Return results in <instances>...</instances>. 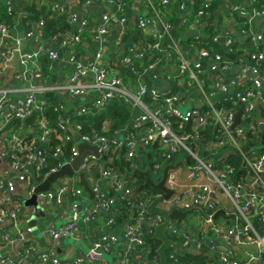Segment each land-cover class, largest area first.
Masks as SVG:
<instances>
[{"label": "built area", "instance_id": "obj_1", "mask_svg": "<svg viewBox=\"0 0 264 264\" xmlns=\"http://www.w3.org/2000/svg\"><path fill=\"white\" fill-rule=\"evenodd\" d=\"M3 1L12 21H0V64L12 76L6 80L0 67V264H28L30 257L33 264H91L104 252L114 253L111 264H159L146 235L164 216L148 205L164 191L148 183L136 192L145 180L138 183L132 171L108 159L111 149L131 159L148 145H154L158 159L139 170L148 169L152 182L161 179L166 165L176 164L167 168L163 181L171 193L157 206L174 205L172 211L189 215L169 213L165 233L176 244L167 250L169 259L175 263L178 254L206 243L208 264H264V234L255 223H264V151L256 144L245 148L251 133L264 130L259 120L264 112L257 110L258 101L264 105V22L254 25L264 19V0H239L227 10H221L225 0H140L135 14L129 13L133 0H77L84 13L94 2L104 7L92 20L79 16L73 0ZM40 1L64 14L69 27L47 37L44 16L33 20V12L25 9ZM243 44L248 61L240 64ZM63 56L69 69L64 80H56ZM64 94L76 101L68 102ZM115 102L128 117L112 127ZM106 112L96 125L95 118ZM80 141L97 145L99 155L87 154L71 176L56 178L37 194V203L61 209L59 223L43 230L48 248L38 249L34 227H18L35 206H7L15 179H30V196L43 178L78 153ZM178 150L183 153L173 158ZM81 174L93 197L84 190ZM101 179L109 182L112 195ZM122 207L125 216L118 221ZM100 213L104 220L88 251L60 257L61 241L77 238L81 223ZM14 239L21 242L16 257L4 249ZM251 243L256 246L247 249Z\"/></svg>", "mask_w": 264, "mask_h": 264}, {"label": "trees", "instance_id": "obj_2", "mask_svg": "<svg viewBox=\"0 0 264 264\" xmlns=\"http://www.w3.org/2000/svg\"><path fill=\"white\" fill-rule=\"evenodd\" d=\"M157 2V0H154ZM263 0H259L257 3H261ZM6 5L3 0H0V21L4 20L6 22L11 23L12 21V14H9L6 11ZM26 10H29L33 12V15L31 18L33 20H37L38 17L42 14L45 18V30L47 37L53 36L58 31L65 30L69 27V23L66 20V16L64 14H55L51 9L47 7V5L43 2L40 1L39 4L36 2H31L30 3V8ZM26 19V17H24ZM170 19L174 20V17H171ZM228 58H232L234 56L233 52H226L224 53ZM49 98L52 97L51 93L47 95ZM118 104L117 102L114 103L113 106V121L111 123L112 127L119 126L121 123L125 122L126 118L128 117V113L125 111V109L120 110L118 109ZM261 111L264 112V105H261ZM107 114L106 113H101L98 117L95 118V124L99 125L101 118ZM116 114V115H115ZM52 115V114H51ZM109 115V114H108ZM106 116V115H105ZM261 125V124H259ZM262 126V125H261ZM35 131H31V134L34 133ZM36 133V132H35ZM253 136V140H249L248 144L245 145V148L248 149L250 145H258V149L261 151H264V130H258L254 133L250 134ZM154 145H148L147 148H144L143 150H140V153L138 156H134L131 159H127L124 157V152L123 150H114L111 149L109 153L108 159H111L112 165L117 167L118 169H124L128 171H132L134 173V177H136V181L139 183L143 180H145V175L139 170L140 167L142 168H147L151 167V164L154 160L158 159V156L156 154V150L153 151ZM182 150H178L174 155L173 158H176V156L182 154ZM232 156V162L235 165L240 164V160L231 154ZM50 159H54V157H50ZM141 159V160H140ZM150 170V169H149ZM241 172V171H240ZM239 172V173H240ZM239 173H236L239 175ZM152 178L153 174L151 172ZM157 173H154V176L157 177ZM17 181H20L22 183V189L27 190V193L29 192V189L31 187V182L30 179H24V180H16L15 179V184ZM147 188L151 191L154 189L150 186H147ZM20 191L17 190V184L15 187L14 192L11 195L10 201L7 203V206L9 207H14L20 202L13 204V202L19 198ZM118 211V210H117ZM125 212V208L122 207L119 209L118 214L121 213L120 215H117V220H121ZM188 213L184 212V210H174L171 213L172 218H184L187 216ZM256 226L259 230V232L264 234V223H261L259 221H255ZM147 241L150 243V254L155 255L156 254V248L160 244V240L153 236L152 233L146 235ZM208 245L206 243H202L201 249L198 251H186L184 253L178 254V259L175 261V264H208V262L211 261L209 258L208 254Z\"/></svg>", "mask_w": 264, "mask_h": 264}, {"label": "crops", "instance_id": "obj_3", "mask_svg": "<svg viewBox=\"0 0 264 264\" xmlns=\"http://www.w3.org/2000/svg\"><path fill=\"white\" fill-rule=\"evenodd\" d=\"M17 3L19 0H15ZM70 1V0H69ZM239 0H225L221 10H227L229 7H231L233 4L238 3ZM72 3L76 5L78 3L77 0H73ZM80 17H88L89 19H94L97 17L99 13L103 11V6L100 5L97 2L92 3L89 8L87 9V12H83V9L79 7V5L73 6ZM140 7V0H133L131 1V6L129 7V13L135 14ZM258 20V19H257ZM261 20V19H259ZM263 22L257 23L256 21L254 22L255 27L259 28ZM19 36L22 37V41H25L24 38V33L22 30L18 31ZM137 34V33H135ZM246 44V43H245ZM243 44L240 47L241 53H240V59L238 62L240 64H244L248 61V50L247 46ZM56 46V45H54ZM87 49H92V46H90ZM263 50H264V44H263ZM90 53V52H87ZM0 67L3 68V65L0 64ZM69 69L68 63L65 60L64 56L62 59L57 63L56 70L54 72V76L56 80H64L65 75L67 70ZM3 74L4 78L6 80H10L12 76V71L8 68H3ZM65 98L68 100V102H75L76 100L73 97H70L69 95H65ZM101 185L102 187L105 188V191L110 193L112 195L113 190L109 187V182L106 179H101ZM31 196V195H30ZM30 196H28L26 199H28ZM25 199V200H26ZM67 202V201H66ZM40 204V203H39ZM42 205V204H41ZM43 206V205H42ZM44 211L46 213L45 216H38L36 218L35 225L34 227V232H35V237H36V246L38 249H47L48 248V236L46 233L43 232V230L50 224H58L60 219H59V211L61 210L60 208H56L53 205L50 206H43ZM68 208V207H67ZM120 209V208H119ZM32 215V214H31ZM23 217L20 221L24 219H28L29 217ZM104 214H98L97 217L91 221V222H82L81 223V232L79 233V236L75 239L73 238H64L60 245L57 247L56 251L62 258H69L74 256L75 254H85L83 251V248L85 245L90 247L92 239L99 234V229L100 226L104 220ZM47 224V226H45ZM19 225V224H18ZM122 226V221L118 222L116 225H114L113 229L116 232H120ZM8 231L10 234H15V228L14 227H9ZM79 244V246L77 245ZM5 251L11 255L12 257L17 256V252L21 249V242L18 239H14L12 243H8L5 246ZM89 249V248H88ZM111 255L110 259H114V253H109ZM34 256V255H33ZM30 262L28 264H33V259L34 257H30ZM91 264H111L108 260H105L104 257L102 256L101 259L93 258L91 261H89Z\"/></svg>", "mask_w": 264, "mask_h": 264}, {"label": "water", "instance_id": "obj_4", "mask_svg": "<svg viewBox=\"0 0 264 264\" xmlns=\"http://www.w3.org/2000/svg\"><path fill=\"white\" fill-rule=\"evenodd\" d=\"M256 22L259 24L261 22H264V19H261V20L258 19V20H256ZM249 76H251V73L247 72L246 77H249ZM246 77L239 79V82H242L243 80H245ZM257 110L261 111V108L259 106V101H258V105H257ZM259 120L264 121V117H259ZM238 121H239V112L236 115V122H238ZM89 153H93L96 156H98L99 151H98L97 145L90 144V143L85 142V141L78 142V153L69 162H65L62 165H60L57 169H55L54 171H51L45 178H43L42 181H40L34 187L31 196L25 200V205H34L35 206L34 212L32 213L31 217H29L28 219H24V220L20 221L18 227L23 228L26 226H33V225H35L36 218L38 216H45L46 215L43 206L41 204L37 203V194L40 192L48 190L51 182H53L56 178H58L62 175L71 176L73 174V171L78 169V167L81 164V162L83 161L84 157ZM179 163H181V161H179ZM174 166H176V164L166 165L163 169L162 177L157 183H154L151 181V179L149 177L148 169L142 170L141 172L144 173V175L146 176V179L143 183H140L136 187V192L139 191L143 186H145L146 184L149 183L151 186L163 190L164 191L163 197L167 198L170 195L171 190L163 184V181H164V178L166 176L167 168L174 167ZM128 177L132 178V174L128 175ZM81 183L83 184L84 190L89 194V196L93 197V191L89 187V185H88L86 179L84 178L83 174H81ZM70 186H71V181L69 180L67 192H69ZM163 197L154 198L151 201V203L148 205V210L150 212H161L164 216V221L162 223L158 224L154 228V232H153V236H155L156 238H158L160 240V244L156 248V253H157V256L159 259V264H175L172 260L169 259L168 255H167V250L170 246L175 247L176 244H175V241H173L171 238H169L167 236V234L165 233V227H166L167 222H168L169 213L172 211L173 208H175V206L171 205L168 209H163V208L158 207L157 202L160 201ZM124 216L122 219H124ZM255 246H256L255 243L245 245V247L247 249L250 247H255ZM240 252L242 255H244L245 251L240 249Z\"/></svg>", "mask_w": 264, "mask_h": 264}, {"label": "rangeland", "instance_id": "obj_5", "mask_svg": "<svg viewBox=\"0 0 264 264\" xmlns=\"http://www.w3.org/2000/svg\"><path fill=\"white\" fill-rule=\"evenodd\" d=\"M186 107H187L186 104H182V105L180 106L181 111H184V110L186 109ZM152 174H153V177H155V176H154V173H152ZM133 183H134V182H133ZM16 184H17V190L20 191V195H19V198L16 199V200L13 202V204H16V203L20 202V203H22V204L25 205V199L28 197L27 190L22 189V183H21L20 181H17ZM75 184H76V183H75ZM70 199H71V198H70V195H66V201H67V203L70 202ZM187 218H189V215H188V214H187ZM45 226H47V224H45ZM77 245L79 246V244H77ZM88 248H89V247H88L87 245H85V247L83 248L84 253H86V252L88 251ZM103 257H104L105 260H108L109 262H111V259H110V258H111V255H110L109 253L104 252Z\"/></svg>", "mask_w": 264, "mask_h": 264}]
</instances>
